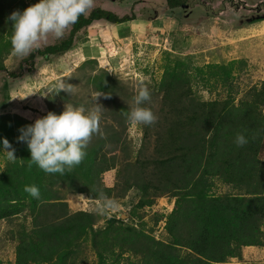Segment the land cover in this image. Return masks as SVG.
Returning a JSON list of instances; mask_svg holds the SVG:
<instances>
[{
	"label": "trees",
	"instance_id": "16d2710c",
	"mask_svg": "<svg viewBox=\"0 0 264 264\" xmlns=\"http://www.w3.org/2000/svg\"><path fill=\"white\" fill-rule=\"evenodd\" d=\"M122 1L125 0H110L119 9ZM163 2L166 9L181 12L200 3ZM232 2L220 0L221 7L216 12L202 4L206 16L195 17L193 24L211 21L218 13L222 15L226 3L234 6L232 15L240 18L242 14L239 16L240 11ZM25 5L17 0H0V52L11 45V21L7 17L14 10L27 8ZM241 9L249 14L264 12V0H256L251 9L243 5ZM184 16L182 20L186 19ZM133 19V14L118 15L94 5L62 39H54L22 59L29 67L19 65V69L30 72L38 60V64H52L86 37L92 26L106 27ZM258 20H264V13L253 15L246 22ZM174 57V63L166 65L161 80L150 89L151 102L146 106L158 119L153 125L138 126L142 135L136 151L130 149L127 141L131 122L126 114L133 107L137 90L126 88L106 71L95 70L92 59L83 61L78 68H88L87 73L96 71L85 77V84L92 86L93 94L89 95L93 97L86 103L76 96L79 100L74 102L69 99L70 94H58L62 100L74 102V106L92 109L97 102L102 107L100 131L92 136L80 165L66 170L64 175L45 173L29 160L27 145L16 141L19 129L24 127L21 118L0 117V138L9 141L17 158L0 174V221L18 220L21 216L16 228L9 231L14 243V264H85L87 243L96 255L95 264H227L230 259L247 264L242 249L264 247V159L260 157L264 152V80L241 88L233 75L234 60L208 62L199 67L192 56ZM244 65L243 60L238 61L237 71H242ZM192 71L196 76L206 74L204 86L208 80L214 85L220 83L227 96H198L192 89ZM15 76L11 73V77ZM56 90L54 87L51 92ZM97 95L101 96L96 98ZM58 100H47L50 112L58 113L62 106ZM238 133L248 140L243 147L234 142ZM118 151L121 156L116 155ZM109 170L115 171L116 179L111 187L102 181V174ZM217 183L225 188L218 194L212 191ZM31 185L40 190L38 200L24 191ZM131 190L138 195L132 214L135 209L152 206L159 197L174 199L165 218L166 240L121 224L120 218H108L97 226L101 218L96 213L71 211L65 200L68 194H82L100 201L101 192L109 198H121Z\"/></svg>",
	"mask_w": 264,
	"mask_h": 264
},
{
	"label": "rangeland",
	"instance_id": "374dc122",
	"mask_svg": "<svg viewBox=\"0 0 264 264\" xmlns=\"http://www.w3.org/2000/svg\"><path fill=\"white\" fill-rule=\"evenodd\" d=\"M199 1L198 7L195 6L192 10L181 12L180 9H166L163 0H143L139 3L137 0H125L121 2L120 9L110 0H94V5L110 9L118 15L133 14L135 19L106 27L99 25L90 27L87 36L63 57L52 64H38L36 63L38 60L30 72L19 69V65L24 69L29 67L28 63L22 61L26 56H16L11 45L2 49L0 52V65L3 67L0 70V117L4 115L12 118L17 116L26 126L50 112L47 100L59 98L58 101L62 103V106L59 111H56L58 113L63 111L65 105H75L74 102L78 101L79 97H82L83 101L87 103L93 96L89 95V92L92 93V86L90 83L85 84V77L96 73V71L87 73L88 68L83 71L79 70L78 67L87 59L95 61V70L106 71L108 75L117 78L121 84L132 91L138 90L142 84L152 89L161 80L166 65L170 66L174 63L176 55L192 56L196 62L195 65L199 67L208 62L236 61L233 75L237 77L241 88L263 81L264 20L246 21L253 15H262L264 12L257 11L249 14L248 11L241 9L242 5L246 9L253 8L256 5V0H233L232 4L237 5L240 11L238 12L239 16L242 14L240 18L232 15L234 6L226 3V11L222 12V15L218 13V16H215L211 21H203L194 25L195 17L206 16L202 4L215 12L221 7L220 0ZM17 2L30 6L37 0H17ZM183 15L186 18L184 20H182ZM52 40L54 38L49 36L37 50L42 49ZM38 58L36 57V59ZM240 60H243L245 65L242 71H237V62ZM11 73L16 76L11 77ZM83 73L86 75L84 76ZM192 74V89L198 96L203 99L227 96L220 83L214 85L211 80H208L207 85L204 86L208 79L205 73L196 76V73L192 71ZM61 83L64 86L65 84L66 86L72 85L71 98L69 99L74 102H66L58 94L51 92ZM141 135V129L137 125L131 123L127 127V141L133 151L138 149ZM151 145L152 143L147 146L149 152ZM121 154L118 151L116 155L121 156ZM260 157L264 159V152L260 154ZM8 163L10 161L6 158V153H0V174L3 173ZM102 181L106 186H113L116 182L115 171L111 170L102 174ZM224 190V186L217 183V187H214L212 191L218 194ZM68 196L67 199H69ZM75 197H78L80 202L84 199V196L80 195H75ZM111 199H114L119 206L107 214L97 211L100 201L86 202L84 199L86 205H77L74 198V200L71 199V202L68 201L70 203L68 207L71 211L79 209L96 213L101 218L96 223L97 226L103 225L108 218L114 217L116 220L120 218L122 219L121 224L141 228L156 239L166 240L165 218L173 208V198L170 196L159 197L152 206L135 209V214L132 212L138 200L137 192L131 190L124 197H111ZM20 217L18 220L0 221V260L3 264H14V243L10 240L9 231L16 228L14 225L21 221ZM156 218L160 220L155 222ZM28 222L26 221V224ZM85 247H87L85 249L87 255L85 264H95V253L90 249L88 243ZM242 255L247 264H264L263 247H244ZM227 264H239V262L236 259H230Z\"/></svg>",
	"mask_w": 264,
	"mask_h": 264
},
{
	"label": "clouds",
	"instance_id": "9594fccd",
	"mask_svg": "<svg viewBox=\"0 0 264 264\" xmlns=\"http://www.w3.org/2000/svg\"><path fill=\"white\" fill-rule=\"evenodd\" d=\"M93 6L94 0H37L35 4L22 11L14 10L7 17L11 21L10 43L13 53L18 57H25L38 49L49 36L56 40L62 39L71 26L75 25L81 16L88 14ZM61 91L70 94L72 85L68 84L65 87L61 83L56 94ZM99 96L101 95H97L96 98ZM150 102L149 87L140 85L132 100L133 107L126 114L127 119L137 126L155 124L158 118L152 108L146 106ZM101 108L97 103L92 109L82 105H65L61 113L48 112L32 124L19 129L17 141L27 145L32 164L45 173L64 175L66 170H71L82 163L92 136L99 133ZM234 142L238 147H243L248 140L243 133H238ZM0 151L6 153L9 161L17 159L15 149L5 138H0ZM24 191L34 199L40 198V190L36 185L26 186ZM84 199L86 202L90 201L85 196ZM84 199L77 205H86ZM99 199L100 206L97 211L100 213L107 214L119 206L114 199L102 192Z\"/></svg>",
	"mask_w": 264,
	"mask_h": 264
},
{
	"label": "crops",
	"instance_id": "0c3cea01",
	"mask_svg": "<svg viewBox=\"0 0 264 264\" xmlns=\"http://www.w3.org/2000/svg\"><path fill=\"white\" fill-rule=\"evenodd\" d=\"M124 32H126V31H124ZM69 199H67V202L69 201V202H71L72 200H74V198H75V200H76V202L77 203H79V199H78V197H75V195H72V196H69L68 197ZM72 199V200H71ZM68 204H70V203H68ZM70 206V205H69ZM70 208H72L71 206H70ZM249 247H252V246H249ZM249 247H246V248H249Z\"/></svg>",
	"mask_w": 264,
	"mask_h": 264
}]
</instances>
